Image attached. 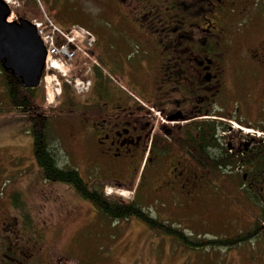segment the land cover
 <instances>
[{"label":"flooded vegetation","instance_id":"obj_1","mask_svg":"<svg viewBox=\"0 0 264 264\" xmlns=\"http://www.w3.org/2000/svg\"><path fill=\"white\" fill-rule=\"evenodd\" d=\"M99 2L104 24L113 30L93 31L82 61L89 76L82 99L75 102L61 90L55 105L40 107L37 115L42 120L52 112L76 126L67 144L74 152L81 147L75 163L83 165L89 186L128 188L133 209H144L154 222H144L148 227L172 231V221L190 224L198 209L213 203L217 118L264 126L254 121L264 113V0ZM127 4L132 9L122 13ZM102 43L109 44L104 49ZM107 69L119 71L121 80ZM235 102L243 110L234 109ZM259 144L233 148L250 151ZM142 168L148 169L147 207H137L142 175L137 180L135 171ZM26 241L9 242L11 254H0V264H185L182 257L115 255L110 246L106 255L56 262L37 255L35 241Z\"/></svg>","mask_w":264,"mask_h":264},{"label":"rangeland","instance_id":"obj_2","mask_svg":"<svg viewBox=\"0 0 264 264\" xmlns=\"http://www.w3.org/2000/svg\"><path fill=\"white\" fill-rule=\"evenodd\" d=\"M25 4L26 8L24 9L23 6L17 14L27 15L31 21L42 20L46 15L54 23L80 24L96 32L113 30L112 25L104 24V18L101 16L104 12L99 0H26ZM131 9L132 5L127 4L122 9V13H129ZM108 44L102 43L101 47L105 49ZM101 51L100 48L96 49L97 53ZM82 57H84L83 54H78L74 60L72 67L74 75L71 76L81 82L80 88L83 87V83L86 87L89 85L84 81L85 77L89 78L87 69H81L84 63L79 62L82 61ZM87 64L89 65V62ZM76 66L80 70H75ZM69 71L66 67L62 72L50 71L51 74L48 76L54 74L55 77H52L53 80L47 77L46 84L53 90V94L58 92V84L61 82L57 74L66 73L68 75ZM107 72L121 80L119 71L107 69ZM4 83L5 75L0 69V242L5 241L0 248L1 258H6L11 254V250L8 249L9 242L28 239L26 241L28 243L35 241L37 255H46L56 262L75 261L76 258L83 256L106 255L110 246L115 255L154 259L151 261L161 260V257H182L185 264L261 263L264 236H254L250 240L242 238L253 230V222L259 217V205L253 193L241 186L239 177L242 169L238 164L222 167L218 171V190L211 207L206 209L203 205L202 209H198L190 224L179 223L181 222L179 220L172 221L174 222L172 223L173 230L170 233H163L152 230L137 217L113 222L107 216L94 210L92 204L77 195L70 186L60 182H48L41 177L33 157V141L28 122L25 121L20 111L12 109ZM123 83L125 84L123 86L133 92V87ZM40 85L45 94L44 82ZM77 88L72 91L74 96L81 100L85 92L80 91L78 86ZM239 107L243 110L242 104L235 102L233 108ZM63 119L50 117L47 125L49 133L47 143L51 141L55 147L60 165L64 162L74 165V161L79 158L76 153L82 149L79 146L74 152L73 147L70 148L67 141H69L70 131H76L77 128L70 122L61 123ZM227 119L228 117H223L222 121L231 120ZM234 120L240 123L238 119ZM254 121L263 125L264 113ZM225 126V132L222 131L220 134L223 144L230 143L237 148L242 145L243 141H251V138L245 136V132L240 128L243 126L239 124L235 126L229 122H225ZM243 128L251 129L248 126ZM258 133L260 132L254 130L252 135L257 136ZM234 135L238 138L230 139ZM57 139H61L62 144L66 146L65 149ZM74 166L82 177L84 175L83 165L76 162ZM141 175L138 203L140 206L147 207L151 205L145 202L148 169L142 168L138 175L135 171L137 180ZM105 187H102L103 190ZM110 187L119 188L120 191L122 189L124 191L122 197L127 198L131 195L126 187L108 185L107 189ZM179 212L182 211L179 210ZM25 213L32 219L35 218V222L30 220V225L24 224L23 215ZM41 220H46V222L42 223ZM209 220H214V222L211 221V226L206 225L210 224ZM219 237L241 238L242 241L235 246L224 247L213 244L193 245L198 240H215ZM17 245L21 249L22 243ZM20 255L23 256V253L21 252Z\"/></svg>","mask_w":264,"mask_h":264},{"label":"trees","instance_id":"obj_3","mask_svg":"<svg viewBox=\"0 0 264 264\" xmlns=\"http://www.w3.org/2000/svg\"><path fill=\"white\" fill-rule=\"evenodd\" d=\"M0 69L5 75V92L7 98H9L12 109L20 111L30 124L33 155L42 178L72 186L82 198L89 200L95 209L102 210L105 214L122 219L134 216L147 224H154L152 220H149L147 213L143 211L144 209H133L135 205L129 201L122 200L118 197L105 196L101 190L95 188L89 189L88 184L83 180L76 169L58 166V162L54 156L55 154H53L50 149L51 145L47 143L48 140L46 139L45 130L48 117L39 120L37 115L44 101L43 92H41L38 87L34 89L24 88L19 79L13 77L8 71L3 70L1 65ZM63 92L73 97V91L68 85L63 86ZM218 147L220 148L218 170H221L220 168L226 165H235L237 161L243 162L244 160L245 163L249 164L247 169L250 170V175L241 183L248 184V188L254 191L253 196L256 198L260 209L258 219H255L253 222V230L242 237L243 240L245 238L247 239L249 236L258 235L259 233L264 234V227L262 225L264 223V146L251 151V153L245 157L241 155L239 157H234L232 154L223 153L220 143H218ZM245 163L243 164L245 165ZM137 207L140 206L137 205ZM25 214L23 215L24 224L30 225V220L35 222V218L32 219L29 215ZM161 232L170 233L169 230H162ZM240 241H242L241 238H218L215 240H208V243L233 246ZM205 243L207 242L199 240L193 245L201 246Z\"/></svg>","mask_w":264,"mask_h":264},{"label":"water","instance_id":"obj_4","mask_svg":"<svg viewBox=\"0 0 264 264\" xmlns=\"http://www.w3.org/2000/svg\"><path fill=\"white\" fill-rule=\"evenodd\" d=\"M9 12L8 6L0 0V64L20 79L22 86L32 88L39 84L45 48L35 26L27 19L6 22Z\"/></svg>","mask_w":264,"mask_h":264},{"label":"built area","instance_id":"obj_5","mask_svg":"<svg viewBox=\"0 0 264 264\" xmlns=\"http://www.w3.org/2000/svg\"><path fill=\"white\" fill-rule=\"evenodd\" d=\"M11 3H15L16 0H7ZM42 35V39L48 48V53L50 55H57L58 62L60 64H66L69 60H71L74 52L70 51L67 45H62L61 47L56 46L57 37L60 39H65L68 42L74 43L77 46V43L82 42L84 39H89L90 34L80 28V27H72L69 31L64 32L56 27L52 26L50 33H44L40 31ZM78 47V46H77Z\"/></svg>","mask_w":264,"mask_h":264}]
</instances>
